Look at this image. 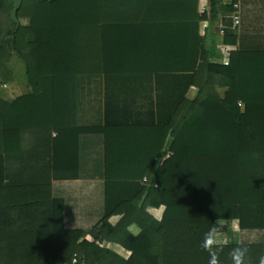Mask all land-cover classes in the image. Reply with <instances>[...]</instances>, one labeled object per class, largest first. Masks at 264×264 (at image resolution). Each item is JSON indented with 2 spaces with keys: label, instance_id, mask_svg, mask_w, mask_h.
Returning <instances> with one entry per match:
<instances>
[{
  "label": "trees",
  "instance_id": "1",
  "mask_svg": "<svg viewBox=\"0 0 264 264\" xmlns=\"http://www.w3.org/2000/svg\"><path fill=\"white\" fill-rule=\"evenodd\" d=\"M224 10L235 8L223 0L201 14L198 0H0V82H14L18 56L28 84L13 100L0 97V264H209L204 233L235 219L244 237L224 244L220 264H232L236 246L258 264L264 50L213 62L210 31ZM231 34L226 43H236ZM154 78L158 94L142 120L121 114L115 93L136 98L142 87L149 95ZM93 79H105L106 108L89 124L79 109ZM90 135L104 140L106 208L84 231L66 226L52 182L77 176ZM161 206L158 220L149 209ZM115 214L122 218L113 226Z\"/></svg>",
  "mask_w": 264,
  "mask_h": 264
},
{
  "label": "crops",
  "instance_id": "2",
  "mask_svg": "<svg viewBox=\"0 0 264 264\" xmlns=\"http://www.w3.org/2000/svg\"><path fill=\"white\" fill-rule=\"evenodd\" d=\"M236 2L239 4L240 24L234 27L232 19L234 11L224 10L219 16V21L213 24L210 31L213 38L214 53H216L212 61L221 65L231 63L233 52L264 50V0H237ZM203 4H207L209 7V0H198L200 14ZM223 4L228 5L224 1ZM22 21L26 23V20ZM222 29H224L223 34ZM227 30L235 36L236 43H226L225 34ZM234 57L236 61V55ZM172 79L176 80L175 77ZM153 82L150 84H153L154 87L152 85L145 89L146 94H149L146 96H142V87L136 98L129 97L126 99L115 93L117 96L113 101L116 102L118 111L121 114L124 113L125 117L142 120V113L145 115L150 111L148 101L156 98L158 94L155 78ZM90 84L89 92L84 94L85 97H81L79 115L81 121L85 123H99L105 118V79H93ZM110 90L117 91L119 88L112 86ZM221 91L225 92L227 88L224 87ZM151 93L152 96L149 97ZM87 138V142L80 147V165L77 176L68 179H54L52 182L53 195L65 201L66 226L84 231H89L103 218L106 208V185L103 176L104 140L101 135H90ZM149 211L156 219L161 220L165 206L150 208ZM121 218V214H115L110 217L109 222L115 226ZM220 223L228 225V229L221 232V239L224 244L239 243L243 240L244 231L241 230L238 220ZM236 224L239 227V233L238 230L234 229ZM128 229L135 236L141 232L140 226L136 223L131 224ZM260 236L262 235L253 233L252 238ZM110 249L124 258H129L132 254L131 250L119 243H112Z\"/></svg>",
  "mask_w": 264,
  "mask_h": 264
},
{
  "label": "clouds",
  "instance_id": "3",
  "mask_svg": "<svg viewBox=\"0 0 264 264\" xmlns=\"http://www.w3.org/2000/svg\"><path fill=\"white\" fill-rule=\"evenodd\" d=\"M222 225L219 220H216L209 230L204 233L201 247L204 251L209 253V264H220L219 252L222 251L224 241L221 239ZM232 264H253L249 257V249L243 246L233 247L229 253ZM258 264H264V256L259 258Z\"/></svg>",
  "mask_w": 264,
  "mask_h": 264
},
{
  "label": "rangeland",
  "instance_id": "4",
  "mask_svg": "<svg viewBox=\"0 0 264 264\" xmlns=\"http://www.w3.org/2000/svg\"><path fill=\"white\" fill-rule=\"evenodd\" d=\"M12 66L15 71L14 82L4 84L0 82V97L7 100H13L18 96H21L28 92L24 63L19 59L18 56H15L12 62ZM234 229L238 230L239 233V227L237 224L236 226H234ZM237 238L239 239V236H237Z\"/></svg>",
  "mask_w": 264,
  "mask_h": 264
},
{
  "label": "built area",
  "instance_id": "5",
  "mask_svg": "<svg viewBox=\"0 0 264 264\" xmlns=\"http://www.w3.org/2000/svg\"><path fill=\"white\" fill-rule=\"evenodd\" d=\"M225 3L227 4H233L234 8H235V11L232 15V19H233V25L234 27H237L239 24H240V15H239V4L237 2H234L232 0H223ZM208 11V5L207 4H203L202 5V8H201V13H204V12H207ZM222 34L224 33V29H222ZM226 63H228V61H226ZM76 261V259H75Z\"/></svg>",
  "mask_w": 264,
  "mask_h": 264
}]
</instances>
